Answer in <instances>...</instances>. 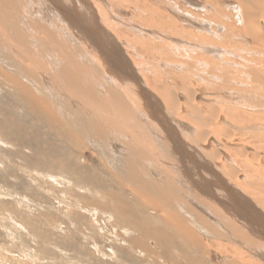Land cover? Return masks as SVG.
Wrapping results in <instances>:
<instances>
[{"label":"bare ground","instance_id":"bare-ground-1","mask_svg":"<svg viewBox=\"0 0 264 264\" xmlns=\"http://www.w3.org/2000/svg\"><path fill=\"white\" fill-rule=\"evenodd\" d=\"M18 1L0 0V57L3 59L1 64H6L5 66L0 65V86L10 90L13 96L24 105L26 111L33 117L32 120L36 121L35 125L43 124L40 128L44 132H64L68 139H74L77 144H79V135L91 136L93 140V137H95L99 139V142L102 140L105 143L107 137L113 136L114 141L122 142L119 146L125 145L123 150L125 156L119 155L123 158V168L121 170L124 169V173L122 175L119 173L112 175V178L116 183L118 181V183L123 184L125 181L131 184L132 187L130 189L128 187L126 190L133 197L139 199L142 204H145L149 211L151 209L155 213L154 216H156L157 223H159L155 226L160 225L158 228H150L151 230L146 228L149 230V234H147V230L145 231L147 235L143 233L150 238V241L154 242L155 248L150 250L151 247H149L150 251H148V246L143 245L147 247L143 248L146 254L149 253L150 256H156L159 259H167L170 264H179L177 259H180V262L183 260L184 264H210L203 262L205 253L208 258L207 253L209 252H214L217 258L221 255L226 256V258H229L226 260L228 264H264L263 259H260L261 256H264V152L261 154L259 150L253 148V140L257 141L256 144L264 142V58L254 55L253 52L247 53L248 56L246 55L247 58L245 59L244 57L238 58L239 55L234 53L237 49L234 52H227L217 43L224 42L226 44L228 40L232 42L233 37L231 35L226 36L227 38L222 39V41L210 36L211 32L214 33L212 35L217 34L216 31L213 32L214 29H211V19L220 20L222 15L221 17L219 15L225 13L219 12L218 16H213L210 13L211 9L209 10V0H153L157 4V19H154L152 24L158 27L151 30V34H155L154 38L156 40L158 38V41L160 39L163 42H159L160 44L155 42L152 45L148 40L134 39L132 42H134L135 50H149L150 52H147L151 53L150 55L153 54V61H142L143 57L137 56L136 51L135 55L128 52L130 50H128V46L125 47L127 44H125L124 35L108 21V16L104 11L105 8L100 7L96 0H46L51 9L47 4L46 6L57 19L54 20L57 22L56 26L54 28L51 26L45 27V23L41 22V24L34 19L25 24L24 29L21 23L24 21L25 16H21L22 11H19L16 6ZM234 1L236 4L230 8L233 9L232 14L234 15L230 16L229 20L233 19L242 24H240V28H234L233 26L232 28L228 27L227 30H233L244 35L247 38L246 40H249L247 44L250 42L257 48L264 50V0ZM127 2L131 3L128 0ZM21 3L22 6L23 2ZM125 4L124 6H126ZM129 5L131 6V4ZM218 5L219 3L216 4V6ZM24 6L22 7L24 8ZM45 9L44 7L43 10ZM150 14L152 15L154 12L150 10ZM141 21L143 22V20ZM219 28L218 30H223V28L222 30L221 27ZM135 31L137 32V28ZM138 31L142 32L141 30ZM2 48L6 49L5 53H3ZM142 51L139 50L138 54H142ZM44 55L49 58H47L48 61L38 59V56L43 58ZM143 64L144 66L145 64L147 66L151 65L161 72L163 75L160 77L166 75L169 78L171 77L173 89L166 87L165 84L158 85V79L152 77L153 75L157 77L158 74L155 71L146 74L148 70H145L146 66L143 67ZM162 69L166 70L161 71ZM39 71L45 75L47 74L48 76L45 77L52 81L51 85L61 91V97L65 99L63 102L64 108L61 105L62 110H65V118H62L63 116L61 117L58 114L59 112L53 110V106H51L52 99L43 96L46 91L42 93L41 90L45 88L39 91L36 88H32L34 91L30 89L34 84L40 89L42 84L37 83L41 76L37 74ZM164 79H162L163 82ZM163 82L161 81V83ZM31 83L33 85L30 86ZM145 86L153 92L150 93ZM51 87L50 89H52ZM48 88L49 85L47 90ZM5 91L4 93H6ZM48 91L50 92V90ZM0 93L2 94V92ZM53 95L55 97L54 93ZM3 96L2 94L0 102L3 98H6ZM50 96L52 97L51 94ZM87 99H89L90 105H87L89 103L86 101ZM12 100L11 98V102ZM68 101L69 103L72 102L75 110L68 109ZM5 103H8V101H5ZM14 103L16 102L13 101L12 106ZM61 107L59 103V110ZM2 109L4 111V108ZM10 112L11 115L14 112L16 113L13 110ZM22 112L24 113V111ZM31 116H29V119ZM13 118L15 117H11V121ZM15 119L17 120V117ZM182 120L183 122L186 121L187 124L190 123V126L183 123ZM21 124L20 122V126ZM67 124L71 125L67 127ZM12 127L18 133L22 130L21 127L15 124ZM60 127L63 129L60 130ZM31 130L36 131L34 125ZM11 132L13 133V129ZM9 135H11L10 132ZM30 135L32 137L33 134L30 133ZM22 136L19 134L20 139ZM254 136L256 139H254ZM16 137L12 138L16 139ZM221 137L226 138L227 143L222 144L219 140ZM1 139L8 140L9 138ZM33 139L35 140V137ZM257 139H261V141ZM36 142L38 143L37 140ZM22 143L23 141H21V145ZM29 144H32V142ZM38 144L36 145L38 146ZM12 145L17 147L13 142ZM37 146L35 147L37 148ZM18 147L20 148V146ZM43 147L41 146L42 150ZM46 147H48V144H46L45 149H47ZM52 149L49 151L51 152ZM107 149L109 150V148ZM11 150H9L10 156H16L17 150L13 151L15 152L13 155H11ZM231 150H233L232 156L235 155L236 157H231ZM21 152L23 151L20 150L18 153ZM46 152L48 150L45 151V154ZM48 154L45 156L48 157ZM117 154H114L113 157L115 158ZM5 155H8V153ZM23 156H25V153ZM28 156L30 155L26 157ZM39 156L38 153L37 158ZM26 157L25 160L30 159V157L27 159ZM9 158L8 160H10ZM31 160L29 163L32 162ZM60 161L63 160L60 159ZM46 162L48 163V161ZM19 163L21 165V162L17 164ZM61 163H63L61 166L64 168V162ZM106 163L109 164V162ZM7 164L9 166V161ZM241 165L246 168L249 165L251 173H247L249 175L243 173L241 170L246 171V168H240ZM65 166L67 169V164ZM12 167L16 170L15 166ZM24 168L22 166V169ZM109 168L112 170L115 167L111 168L110 166ZM114 170L116 171V169ZM73 171L71 170L74 174ZM83 175L82 177H84ZM90 179L92 180V178ZM121 186L120 192L125 190L124 185ZM110 191L113 190H105L102 196H106L112 201L115 214H117L116 211L118 213L123 211L127 216L135 211L137 212L138 208L134 210L135 207L129 199L125 200L126 202L117 200L121 199L117 197L120 193L116 196L113 192L116 196L115 200L114 194ZM238 192L242 193L239 194ZM79 198L77 199L80 200L81 198ZM128 198L130 197L128 196ZM109 200H106V202ZM89 209L93 210L90 206ZM96 211L100 212L97 209ZM133 219L136 221V218ZM139 224L138 226H141V222ZM161 224L167 227L162 228ZM128 226L126 225V228ZM140 229L142 231L141 227ZM127 231L130 232L129 228ZM130 233L131 236L134 231ZM140 233L142 234V232ZM134 234L133 238L136 236ZM173 237H177L182 242L180 244H183L185 250L178 248L176 243L174 246ZM124 238L126 239V237ZM125 243L127 244V242ZM141 243L143 244V242ZM141 243L140 246L142 247ZM145 244L149 245L148 242ZM176 246L177 248H175ZM188 247L193 249L197 257L193 256L191 258L188 251L190 248ZM130 249L132 248L130 247ZM125 256L126 260L127 257H134L128 250L125 252ZM138 256L136 257L138 258ZM130 260L127 263H130Z\"/></svg>","mask_w":264,"mask_h":264},{"label":"rangeland","instance_id":"rangeland-1","mask_svg":"<svg viewBox=\"0 0 264 264\" xmlns=\"http://www.w3.org/2000/svg\"><path fill=\"white\" fill-rule=\"evenodd\" d=\"M20 1L23 2L22 6H24V4H25V6H24L25 9L21 6L22 3ZM28 1L25 0V2H24V0H19L18 4H16V6L19 8V11L20 10L22 11L21 16L22 17L25 16L24 21L21 23V26L23 29L25 28V24H27L29 21H32L34 19L38 20L40 23L41 22L45 23L44 24L45 27L51 26L54 28V26H56L57 22L54 20H57V19L52 14V12H50V10L48 9V7L50 8V6L46 0H28ZM96 1L98 2L100 7L105 8L104 11L106 12V14L108 16V21L110 23H112L113 25H115L114 27H116L117 31H119L120 33H122L124 35L125 41H126L125 44H127V45H125V47L128 46V50H130L128 52L129 53L131 52L132 55H135L136 54L135 51H136L137 52L136 55L139 56L140 58H142V57L144 58L143 53L145 52L144 53L145 58L144 59L142 58V61L143 60L144 61L145 60L153 61V59H152L153 54L150 55L151 53H148V52H150L149 50H147L148 52L142 51L141 49L135 50L134 49L135 45H134V42H132V41L134 39H137V40L141 39L142 41L148 40L152 43V45L155 44V42H157V43L163 42L162 40L160 41V39L158 41V38L156 40L154 38L155 34L154 35L151 34V30H154V28L158 27V26H154V24H152V21L154 19H157V17H156L157 16L156 15V5L157 4L153 0H138V1L137 0H133V1L128 0L131 3H128L127 0H118V1L117 0H103V1L96 0ZM209 1H210L208 3L210 6L209 10L210 9L212 10V11L210 10V13H212L213 16H216V15L218 16L219 12L225 13V14L219 15L220 17L222 15L220 20L216 21V19H214V18L211 19V25H210L212 27L211 29L212 30L214 29L213 32L216 31L217 34L212 35L214 33L211 32L210 36H212L213 38H215L217 40L222 41V39H226L228 37V35L229 36L231 35V37H233L232 42H230L228 40V42L226 44L224 42H217V43H219V45L223 49L227 50V52H230V51L234 52L235 49H237L238 51L236 50L234 53L236 55H239L238 58L244 57V59H245V58H247L248 54L252 53V52L254 53V55H257V56L264 58V55H263L264 50L263 49L257 48L255 45H252V43H250V42L247 44V42L249 40H246L247 38L244 35L236 33L233 30H230V31L227 30L229 28H232L233 26H234V28H240L241 27L240 24H242L239 21H236L233 19L229 20V17L234 15V14H232L233 9H230V8L232 7V5L234 6L236 4L235 1L234 0H228L231 3H229L227 0H217V1L216 0H209ZM105 3L107 6L105 5ZM124 3H126L125 4L126 6H124ZM127 3H128V5H127ZM218 3H219V5H218L219 7L216 6V4H218ZM46 4L48 5V7L46 6ZM129 4H131V6ZM213 4H215V5H213ZM222 4H224V5H222ZM43 5H45V6H43ZM134 5H135V7H134ZM147 5H149V7H147ZM215 6H216V8H215ZM27 7H28L29 11H28V9H26ZM44 7L46 8L45 10H43ZM23 10H25V11H23ZM150 10H152L154 12V14H152L154 18L150 14ZM224 10H225V12H224ZM216 11H217V14H216ZM229 11H230V13H229ZM46 14L48 15V17ZM223 15H225V16L223 17ZM32 16H33V18H32ZM227 16H228V18H227ZM37 17H39V18H37ZM48 18H49V20H48ZM50 19H51V21H50ZM141 20H143V22ZM237 22H239V23H237ZM145 24L147 27L145 26ZM119 27H121V28H119ZM219 27H221V30L223 28V30L222 31L218 30V29H220ZM136 28H137V32L135 31ZM146 28H148V29H146ZM138 30H141L142 32L140 33V31H138ZM144 32L146 33L145 34L146 36L144 35ZM147 33H149V34H147ZM225 33H227V34H225ZM127 37H130V38L127 39ZM164 38L166 39V37H164ZM130 40H131V42H130ZM153 40H155V41H153ZM241 41H242V43H241ZM228 43H230V44H228ZM2 49H3L2 51H4L3 53H5L6 49L5 48H2ZM139 50L142 51L143 53L138 54ZM243 51H244V53H243ZM240 53H241V55H240ZM39 57L40 56H38V59H42L43 61H48L47 60L48 57L46 58L45 55L43 56V58L42 57L39 58ZM148 57H150V58L148 59ZM155 57L156 56L154 55V58ZM1 58L2 57H0V65L5 66L6 64L5 65H4V63L1 64V61L3 62V59H1ZM44 59H46V60H44ZM145 66L143 64V67L146 68L145 70L146 71L148 70L146 74L150 73V71H155L158 74L157 77L152 74L153 75L152 77L157 78L159 80V81L157 80V82L159 83L158 85L165 84L166 87H170L173 89L172 79L170 80L171 77L169 78L167 75L160 77L163 74L161 72L157 71L155 68H153V66H151V65L147 66V64H145ZM150 67H152L153 69ZM3 68L7 69L5 67H3ZM163 70L164 69H162L161 71H163ZM37 74L42 76V77L40 76V78H39L40 80L38 79L39 82H37L39 85L42 84L41 85L42 88L40 87V89H39V87L36 84L33 85L31 83L29 85L30 86L33 85V86L32 87L29 86L30 89L32 91H34V89L36 88V90L39 91V90L45 88L46 90L45 89L41 90L42 93H44V91L47 92V93L45 92L43 96H45V97L48 96V98H50V100L52 99L51 100V104H52L51 106H53L52 107L53 110L56 112H59L58 114H60L61 117L63 116L62 118H65V116H66V114L64 113L65 110H62L64 108L63 102L65 101V99H64V97H61V91L57 90L58 88L51 85L52 81H49L48 77H45V76H48L47 74L45 75L44 73H42L40 71ZM43 77H44V79H43ZM164 78H167V79H164ZM162 79H164V82ZM161 81L163 83H161ZM48 85H49L48 90H50V92H52V93H50L47 90ZM51 86H53V87H51ZM1 87L2 86H0V92H2V94L4 95L3 97H6V98H3V100L0 102L2 104V105L0 104V111H1L0 112V114H1L0 115V125H1L0 126V138H4V139L9 138L12 140H9V139L8 140H3V139L0 140L1 141L0 147L1 148L3 147L2 150L0 148V150H1L0 153H2V154H0V157H1L0 158V161H1L0 162V264H124V263L126 264L127 261H129L130 259H131L130 263H127V264H132V263L134 264L133 258H135L134 259L135 264L136 263L137 264H150V263H152V264H163V263L164 264H170V262L167 259H164V258L159 259L156 256H150L149 253H147L148 254L147 255L146 251H144V249H143L146 246H148V248L146 247L148 251L155 249L154 245H153L154 242H152V240L150 241V238L146 236L147 234H149L148 231L151 230L152 228H158V226L160 227V225L155 226V224H159V223H157V218H155L156 216H154L155 213H153L151 211V209L149 211L147 206L145 207V204H142L139 199H137L136 197H133V195L129 191L126 190V188L128 189V187H129V189L132 187L131 184L126 183L125 181H124L125 184L124 183L122 184L120 182L118 183V181H117V183H118L117 184L115 182V180L112 178V175H117L118 173L120 175H122L124 173V169H122L123 172L121 170V168H123V163H122L123 158H121V156L122 157L125 156V153L123 151L125 149V145L123 144L122 146H119L122 144V142L118 141V140L114 141L115 139L113 138V136L107 137L108 139L105 143L102 140H100V142H99V139L95 138V137H93L94 138V140H93V139H91L92 138L91 136L86 137V135H84V136L79 135V139L77 138L79 141V144H77V142L74 139H72V138L68 139L67 135L64 134V132H57V131H55V132H44V131H42L43 129L40 128L43 124L42 125H40V124L35 125L36 121H34V119L32 120L33 117L31 116V114L29 112L26 111V108L24 107V105L17 98H15L13 96V94L10 90L6 89L5 87H2V89H1ZM50 87L52 89H50ZM32 88H34V89H32ZM148 90L150 93L153 92L150 89H148ZM4 91L6 93H4ZM53 93L55 94V97H53L54 96ZM2 94L0 95V99L2 98ZM7 94H9V95H7ZM50 94L52 95V97L54 99L50 96ZM58 94H60V95H58ZM56 97H58V99H56ZM11 98L13 99L12 102H11ZM9 99H10V101H9ZM14 99H16V100H14ZM56 100L60 103V107H61V105L63 107V108L61 107L60 110H59V103ZM5 101L6 102L8 101V103H5ZM13 101L16 103H14V105L12 106ZM86 101L89 102L88 104L87 103L86 104L90 105L89 99H87ZM54 102H55V104H54ZM56 103H58V104H56ZM68 104H69L68 105L69 110H71V109L75 110V106H72V102L69 103V101H68ZM70 105H71V107H70ZM5 106H7V107L5 108ZM18 106H19V108H18ZM1 107L4 108L5 112L3 111V109ZM14 108H15V110H14ZM6 110L8 113L6 112ZM12 110L16 111V113L14 112L11 115L10 111H12ZM22 111H24L25 114ZM20 112L22 113L23 116L20 115L21 114ZM28 114H29V116H31L30 119H29ZM14 115H16V116H14ZM84 115L87 116L86 113H84ZM11 117H15V118L17 117V120L15 118H13L11 121ZM25 117H27V118H25ZM7 118H8V120H7ZM18 119H20V120L18 121ZM24 119H25V121L22 122V120H24ZM176 120H178V119H176ZM16 121H17V123H15ZM178 121H181V120H178ZM20 122L22 123L21 126H20ZM33 122H34V124H33ZM182 122H183V120H182ZM183 123L187 124L186 121H184ZM13 124L21 127L22 128L21 132L18 133V131L12 127ZM189 124L190 123H188L187 125H189ZM33 125H34V128L36 129V131H34V132L31 130L33 128ZM70 125L71 124H67V127ZM29 128H31V129H29ZM12 129H13V133L11 132ZM62 129L63 128L60 127V130H62ZM28 131H30V132H28ZM40 131H42V132L40 133ZM4 132H5V134H4ZM9 132L11 135H9ZM35 132H36V134H35ZM14 133H15V135H13ZM30 133L33 134L32 137L34 136L35 140L33 139L34 137L33 138L31 137ZM19 134H20V136L23 135L21 137V139L19 137ZM27 134L32 139H30L29 136L27 137ZM36 135H38L39 137L38 136L36 137ZM53 135H54V137H53ZM6 136L7 137L9 136V137L7 138ZM16 136H18V137H16ZM12 137L13 138L16 137V139H13ZM40 137H42L43 139ZM64 137H65V139H64ZM23 138H24V140H23ZM86 138H88V139H86ZM25 139H26V141H25ZM95 139H97V140H95ZM254 139H256L255 136H254ZM36 140L40 144H38L36 142ZM89 140H90V142H89ZM219 140L221 141L222 144L227 143L226 138L224 139V137H221ZM250 140H252V139H250ZM257 140L261 141V139H257ZM21 141H23V143H25V144L23 145V143H22V145H21ZM28 141L32 142V144H29L30 142H28ZM12 142H13V144H16L17 147L12 145ZM50 142L52 145L50 144ZM91 142H92V144H90ZM6 143H8V145H6ZM35 143L38 144V146ZM93 143H94V145H93ZM256 143H257V141L253 140V145H254L253 148L259 150V152H261V154H262L264 152L263 151L264 150V144H263L264 142L263 143L261 142L263 145L260 142H258V144H256ZM3 144H5V145H3ZM10 144H11V146H10ZM46 144H48V147H46L47 149H45ZM66 144H68L69 146ZM88 144H89V146H88ZM103 144H105V146H103ZM108 144H110L112 146H110ZM31 145H34V146L32 147ZM6 146H8L9 149L6 148ZM12 146L14 147V149ZM18 146H20V148ZM25 146H27L28 148ZM35 146H37V148H39L41 150H38ZM41 146L42 147L44 146L43 150L44 149H45V151L48 150V152H46V154H45V151L43 152ZM53 146L57 149H55ZM258 146H259V149L257 148ZM10 147L12 148V150ZM21 147H24V148H21ZM52 147H53V149H52ZM98 147L100 150L98 149ZM107 148H109V150ZM19 149L25 153V156H23V154H24L23 152L18 153V152H20ZM35 149H37V150H35ZM50 149H52L51 152L49 151ZM54 149H55V151H53ZM112 149H114V150H112ZM9 150H11V152H12L11 155L15 154V152H13V151L17 150L16 156L15 155L10 156ZM29 150H31L33 152H31ZM36 151L37 152L41 151V152H38L40 155L39 158H37L38 153ZM107 151L111 152V154H109V152H107ZM112 151H114V152H112ZM34 152H36V153H34ZM52 152H54V153H52ZM232 152H233V150L230 151L231 157H236L235 155L232 156V154H233ZM3 153H4V155H3ZM7 153H8V155H5ZM43 153H44V155L42 156ZM119 153H121V154H119ZM26 154L30 155V156H28V157H30V159H27L28 157H26L27 156ZM31 154H32V157L34 156L33 157L34 159L31 157ZM47 154H48V157H46ZM114 154H117V156H115V158H117L119 160V163H118V160L116 161V159L113 157ZM2 155H3V157H2ZM119 155H121V156H119ZM9 156H10V158H9ZM6 157H8L11 161L8 160V158H6ZM25 157L27 160H25ZM43 157H44V159H43ZM47 158H49V159H47ZM60 159L63 161H60ZM4 160L7 163L9 161V166ZM12 160L14 163L12 162ZM30 160L32 161L31 163H29ZM33 160H34V162H33ZM104 160H106V162H109V164L104 162ZM15 161L17 163L21 162V165H20V163L17 164ZM24 161H28V162H24ZM36 161H38V162H36ZM46 161H48V163ZM2 162H4V163H2ZM55 162H57V163H55ZM61 162H64L65 165L67 164V166H68L67 169H66L65 165H64V168H63V166H61V164L63 165V163H61ZM113 162H115V163H113ZM35 163H36V165H35ZM38 163H39V165H38ZM27 164H29V165L27 166ZM110 164H112V165H110ZM115 164H116L117 168H116ZM12 166H15L16 170ZM18 166H20L21 168ZM22 166L25 167L24 169H25L26 173L24 172V169H22ZM26 166H27V168L29 167L30 170L27 169ZM108 166L109 167L111 166V168L112 167H115V168H112V170H110V168ZM17 167H18V169H17ZM73 167H75L76 169L75 168L73 169ZM243 167L244 166L241 165L240 168H243ZM249 167L250 166L248 165L247 168L244 167V168H246V171L245 170H241V171L245 174L251 173V167L250 168ZM32 168H33V170H32ZM100 168H102V169H100ZM70 169L72 171L74 170L73 171L74 174L71 172ZM114 169H116L117 172ZM248 169H250V170H248ZM153 171L156 172L155 170H153ZM247 171H249V172H247ZM76 173H78V174H76ZM82 175L84 177H82ZM147 175H149V174H147ZM247 175H249V174H247ZM90 176H92V177H90ZM156 176H158V175H156ZM90 178H92V180ZM121 185H124L123 188L125 189L124 191L122 190V192H120V190H121L120 186ZM107 189H108V191L113 190L112 192L111 191L110 192L111 193L114 192L116 194V196L120 193L119 195H121V196L118 195L117 197H120L121 199H117V200H121L122 202H126L129 199L130 203H132L133 206L135 207V208L133 207L134 210H136L138 208L137 212L135 211L134 213L127 215V216L125 215V212H123V211H121L122 213L121 212L118 213L116 211L117 214H115V209L113 210L112 201L109 200V198H107L106 196H102V195H104L103 192ZM237 191H238V189H237ZM239 191H240V188H239ZM241 193L242 192H240L239 194H241ZM115 194H114V199L116 197ZM126 195H128L130 198H128V196H126ZM77 196H79L81 199ZM104 197L106 198V200H109L108 201L109 203L106 202ZM77 198H79L80 200H78ZM84 198H85V200H84ZM132 198H134V199H132ZM130 199L133 201H131ZM83 202H86V203H83ZM110 202H111V204H110ZM88 205L90 206V208H93V210L89 209ZM96 209L100 210V212L96 211ZM113 213H114V215H113ZM139 213L141 214V216ZM121 214L123 217L121 216ZM79 215L81 217L83 216L82 219ZM146 216H149V217H146ZM117 217H118V219H117ZM138 217H140V218H138ZM133 218H136L137 223H136L135 219H133ZM128 219H130V220H128ZM150 219H152L154 221H152ZM132 220H134V221H132ZM131 221H132V223H131ZM149 221H151V222H149ZM116 222L117 223L119 222L120 225H119V223L117 224ZM133 222H135V223L133 224ZM140 222H141V226H138V225H140L139 224ZM142 222H144L143 223L144 225L142 224ZM153 222H154V224H153ZM147 223H149V224H147ZM126 225L127 226L131 225L130 227L128 226V228H129L130 232L132 231V233H133V231H134L135 234L134 233L133 234L136 235L135 238H133L134 237L133 234L130 236L131 233L129 231H127L128 228H126ZM140 227L142 228V231H141ZM161 227L163 228V227H167V226L162 225ZM146 228L149 230H147ZM145 231L147 232V234L145 233ZM140 232H142V234L144 233L146 235L143 234V236H142V234ZM124 237H126V239ZM143 237H145V238L143 239ZM173 239H172V241L173 242L175 241L173 243L174 246L176 243L178 248H183L185 250V248L182 246L183 244H180L182 242L177 237L176 238L173 237ZM145 240H147V241H145ZM118 242H120V243H118ZM125 242H127L128 245ZM141 242H143V244ZM147 242L149 245L145 244ZM122 243H123V247H122ZM129 243H131L133 245H131V244L129 245ZM135 243H137V244H135ZM140 243H141L142 247L140 246ZM138 244L140 247L138 246ZM179 244H180V246H179ZM143 245H146V246H143ZM127 246H129V247H127ZM177 246L175 248H177ZM130 247L133 249V251H132V249H130ZM137 247H139L140 249ZM149 247H151L152 249L150 248V250H149ZM188 248H190V247H188ZM134 249H137V250H134ZM127 250L134 257H129V258L127 257V260H126L125 252H127ZM141 250H143V251H141ZM157 250L159 251V249H157ZM188 251L191 254V258H193V256L197 257L195 255L193 249L190 248V249H188ZM138 252H140V253H138ZM142 252H144L143 255H141ZM155 252H156V250H155ZM212 253H214V252L207 253L208 258L206 256V253H205L204 257L202 256L204 259V261H203L204 263L208 262L210 264H228V262L226 260H228L229 258H226V256L223 257V255H221V257L217 258V257H215V253L214 254H212ZM137 255H139L138 258L136 257ZM140 255L143 257H141ZM152 257H154L155 260ZM258 257H260V256H258ZM161 259H163V260H161ZM260 259L261 260L263 259L262 261H264V256H261ZM177 260H178L179 264H184L183 263L184 261L182 259L181 260L183 262L182 261L180 262L179 261L180 259H177ZM155 261H157V262L154 263Z\"/></svg>","mask_w":264,"mask_h":264}]
</instances>
